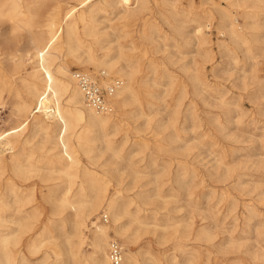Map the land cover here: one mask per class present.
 I'll return each instance as SVG.
<instances>
[{"label": "rangeland", "instance_id": "1", "mask_svg": "<svg viewBox=\"0 0 264 264\" xmlns=\"http://www.w3.org/2000/svg\"><path fill=\"white\" fill-rule=\"evenodd\" d=\"M161 1L148 0L145 4V13L154 15L169 36L157 37L154 42L140 37L135 29L130 36L116 40L111 25L132 19L123 17L119 9L108 8L99 14L101 29L110 32L113 45L126 44L130 52H138L143 43L154 52L158 47L155 55L171 68L168 74H150L154 96L143 93V100L148 98L155 102L150 109L145 101L150 115L129 114L125 129L113 137L112 147L99 135L90 153H79L80 165L106 174L112 180L109 194L120 189V201H133L129 205L131 211L136 210V201L148 200V204L141 203L143 208L150 213L157 212L162 226L142 232L138 242L130 246L132 249L137 250L150 240L154 254L165 264H188L189 260L193 264H264V0H194L199 9H190L191 0ZM174 2L178 8L175 13L171 10ZM213 2L232 12L236 25H242L241 30L246 32V42L233 41L228 33L230 22L218 28L217 20V26L206 31L209 42L199 48L195 22L191 18L202 8L211 7ZM66 9V5L63 6L62 13ZM134 27L136 25L131 29ZM22 33V39H16L11 22L0 19V57L8 59L9 68L14 63L10 59L13 55L18 54L16 61L19 55L23 57L18 73L11 75L10 72L13 86H7L4 92L0 130L17 125L25 117V113L14 106L18 99L16 90L20 89L26 97L32 96L24 91L27 88L24 80L29 79L32 72L33 63L27 50H32L33 45L29 33ZM103 44L107 45L108 41ZM83 50L80 48L77 52L81 59L87 58ZM102 52L99 50V54ZM64 54L66 56V52ZM68 59L72 71L87 68L97 73L104 69L80 67L82 64L75 61L78 58L69 56ZM202 64L204 72L198 73L197 68ZM107 72L111 77H119L116 72ZM154 78L158 83L155 84ZM139 107L138 103L129 106ZM29 126L15 138L19 141L14 148L0 146L9 161L4 178L12 177L20 191L32 192L49 215L52 204L48 200L59 194L66 180L52 162L57 151L54 138ZM136 127L143 131L136 132ZM141 138L146 139L147 145ZM125 140L122 149L116 150V145ZM13 154L25 164L29 158L33 159L36 167L30 171L29 167L18 169L12 163ZM104 213L105 209H100L94 219L87 221L84 232L88 239L81 247L84 252L92 250L90 240L95 227L92 221L112 225L110 213L109 221H103ZM122 223L130 225L131 232H140L130 215H125ZM57 233L63 243L65 234ZM110 234L111 239H119L125 247L123 236L112 230ZM46 251V245L36 253L24 248L26 264H42ZM69 256L65 253L62 257L68 264H78ZM143 256L140 255L142 261Z\"/></svg>", "mask_w": 264, "mask_h": 264}, {"label": "bare ground", "instance_id": "2", "mask_svg": "<svg viewBox=\"0 0 264 264\" xmlns=\"http://www.w3.org/2000/svg\"><path fill=\"white\" fill-rule=\"evenodd\" d=\"M73 1L0 0V19L4 18L11 22V31L18 40L22 39V32L27 31L33 45L32 50H27V55L33 63L32 72L30 78L24 80L27 86L24 91L32 96L26 97L20 89L16 90L18 99L14 106L17 111L24 112L25 117L17 125L0 130V146L14 148L19 141L15 138L20 137L29 125L44 131L54 138V149L57 151L54 153L52 162L66 180L65 185L60 187L62 189L59 194H54V199L48 200L52 204V210L49 215H46L45 206L34 198L32 192L28 194L22 192L12 177L4 178L9 161L1 153L3 151H0V264H26L23 249L36 253L44 245L48 251L42 256V264H68L69 261L62 257L65 253L70 254L78 264H112L109 257L111 230L125 239L124 264H165L154 254V245L150 240L137 245L139 247L137 250L130 247L138 242L142 232L145 233L152 227L162 226L157 212L150 213L148 209L143 208L141 203L148 204L149 201L139 200V203L136 201L137 208L131 211L129 205L133 201H120V189L110 195L109 186L112 180H109L106 174L86 165H80L78 155L81 152L90 153L101 134L107 146L112 147L115 143L113 137L125 129L129 114L139 113L149 116L150 112L148 113L145 108V101L150 105V107L147 105L150 109L155 102L148 98L143 100V93L154 96L149 83L150 74H168L171 68L163 61V58L161 60L155 55L158 47L154 48L156 50L154 52L152 47L143 43L138 52H130L126 44L119 43L117 47L113 45L110 32L101 29L99 14L106 12L108 8L114 11L119 9L123 17L132 19L110 24L112 30L116 32V40L123 36H130L134 29L140 37L151 42H154L157 37L169 38V36L154 15L145 13L147 11L145 4L148 0ZM163 2L166 3L167 0H162L161 3ZM171 4L173 5L171 10H174V13L178 12L175 2ZM65 5L67 9L62 13ZM189 7L199 9L194 0H191ZM191 20L195 22V31H193L197 36L199 48L202 47L200 45L209 42L206 31L216 27L217 20L220 24L218 28L230 22L228 33L233 41L234 39L237 43L238 39L247 41L244 36L246 32L243 33L241 30L242 25H236V17L232 12L214 2L211 7L202 8L200 13ZM135 25L136 27L131 29ZM222 32L224 33V31L220 33ZM106 40L108 44L104 45L103 42ZM80 48L87 52V58L81 59L78 55ZM113 48L117 49L113 50ZM99 50L103 51L102 54H99ZM16 55L18 54L10 58L14 61L10 68L8 59L0 57V106L4 103L3 96L7 86L11 85L10 76L16 75L23 64V57L19 55V61H16ZM210 55L209 53L208 57ZM69 56L78 58L75 61L82 64L80 67H103L106 71L116 72L124 80L122 87L111 98L114 105L113 112L97 113L86 103L83 92L73 76ZM197 69L198 73H202L205 67L202 64V67ZM84 70L96 75L100 71L93 73L87 68ZM154 80L155 84L158 83L156 78ZM102 81L106 83L108 79ZM132 103H138L140 107L129 108ZM135 130L143 131L139 127ZM140 141L147 145L146 139L141 138ZM125 143L126 140L116 145V150H121ZM11 160L18 169L29 167L27 170L30 171L36 167L35 161L30 158L25 164L13 154ZM141 193L142 191L139 194ZM100 209H105L107 215L110 213L112 225L92 221L95 224L90 240L92 250L84 252L81 247L88 239L84 227H87V221L94 219ZM125 215L131 216L132 222L138 225L139 233L138 230L131 232L130 225L122 223ZM69 225L72 226L71 230L68 229ZM58 231L65 234L63 243L59 240ZM166 239L168 238L165 237ZM183 251L185 253L186 249L184 248ZM141 254L144 255L143 261L140 258ZM188 262L193 264L190 260Z\"/></svg>", "mask_w": 264, "mask_h": 264}, {"label": "built area", "instance_id": "3", "mask_svg": "<svg viewBox=\"0 0 264 264\" xmlns=\"http://www.w3.org/2000/svg\"><path fill=\"white\" fill-rule=\"evenodd\" d=\"M73 76L77 81L86 103L97 113H111L114 105L111 102L112 96L124 84L121 77H111L102 69L98 74H91L84 70H74ZM108 79L106 83L102 80ZM104 222L109 218L106 213L102 215ZM109 257L112 264H124V250L119 239L112 238L109 242Z\"/></svg>", "mask_w": 264, "mask_h": 264}]
</instances>
